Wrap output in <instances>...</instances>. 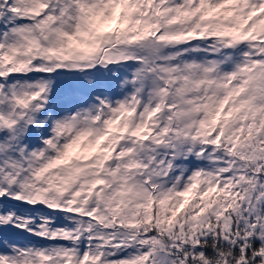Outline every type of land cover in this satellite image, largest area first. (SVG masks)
Returning a JSON list of instances; mask_svg holds the SVG:
<instances>
[{"label": "snow or ice", "instance_id": "1", "mask_svg": "<svg viewBox=\"0 0 264 264\" xmlns=\"http://www.w3.org/2000/svg\"><path fill=\"white\" fill-rule=\"evenodd\" d=\"M0 264H264V0H0Z\"/></svg>", "mask_w": 264, "mask_h": 264}]
</instances>
